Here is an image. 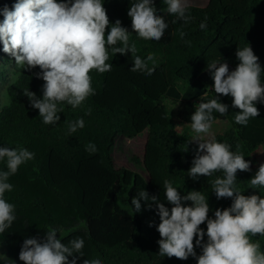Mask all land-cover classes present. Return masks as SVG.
<instances>
[{"label": "trees", "instance_id": "trees-1", "mask_svg": "<svg viewBox=\"0 0 264 264\" xmlns=\"http://www.w3.org/2000/svg\"><path fill=\"white\" fill-rule=\"evenodd\" d=\"M16 2L0 0V22L3 8L12 9ZM101 2L110 24L120 20L130 32L129 44L135 43L136 55L145 60L154 55L155 63L148 61V65L155 71L152 75L132 72L131 52L114 55L109 48L111 71L92 70L94 94L75 109L58 104L63 111L56 124H44L39 110L24 95L28 90L42 97L44 81L36 75L39 67L17 72L7 87L8 102L0 108V147H23L35 155L9 177L13 190L4 198L14 205L16 219L0 233V264H24L19 259L24 240L42 241L50 229H56L65 244L83 238V257L76 264L94 258L102 264H197L192 256L187 260L161 256L156 203L141 199V210L135 212L131 201L144 190L171 210L173 205L163 188L168 180L181 196L201 191L209 204V218H214L216 209L230 207L232 198L218 200L212 188L216 178L224 177L222 171L195 180L188 175L198 148L196 142H190L196 135L191 116L196 105L215 97L228 105L227 113L214 112L209 133L201 136L229 144L232 152L242 154L250 162V170H237L234 188L245 196L264 198V187L253 188L250 183L259 170L257 154L264 145V103H255L258 117H250L247 125L237 124L239 109L232 106L230 95L215 94L214 81L206 70L213 61L226 62L229 71L235 70L240 63L237 49L250 46L259 58L264 84V0H208L205 7L188 5L186 15L191 21L187 24L167 13L164 0H154L157 14L168 24L159 41L145 40L133 32L127 13L136 0ZM201 22H206V28H200ZM5 74V65H0V79ZM80 118L84 127L70 133L69 124ZM177 120L183 125L181 131ZM146 131L143 158L133 157L132 161L143 167L147 178L118 168L113 157L119 136L132 140ZM89 144L95 145V152L86 150ZM6 170V160L0 161V171ZM182 203L191 205V201ZM200 228L206 233L207 223ZM61 231L67 233L59 237ZM249 236L264 253V235ZM195 252L199 256L202 249L196 246Z\"/></svg>", "mask_w": 264, "mask_h": 264}, {"label": "clouds", "instance_id": "clouds-1", "mask_svg": "<svg viewBox=\"0 0 264 264\" xmlns=\"http://www.w3.org/2000/svg\"><path fill=\"white\" fill-rule=\"evenodd\" d=\"M164 3L168 14L185 24L191 21L183 0H164ZM2 15L0 42L3 52L14 57L20 68L39 67L41 70L36 75L44 81L42 97L28 90L24 95L31 106L39 110L44 124H56L60 120L58 113L63 109L58 104L66 103L75 109L94 94L90 72L111 71L112 64L107 63L109 48L114 55L131 52L134 59L130 71L147 75L155 71V67L148 65V61L155 63L154 55L149 54L146 60L136 55L135 43L129 44L130 32L121 26L120 20L110 24L101 0H17L12 9L3 8ZM127 15L131 18L133 32L145 40L159 41L168 27L163 16L157 14L154 0H136ZM109 25L110 31H107ZM206 26V22H201V29ZM180 35L185 34L181 32ZM118 43L122 46L117 47ZM235 55L240 62L235 70L229 71L226 62L217 61L208 63L206 70L214 81L215 94L230 95L232 106L239 109L235 122L247 125L250 117L259 116L255 103H264L262 68L250 46L238 48ZM227 110L228 105L216 97L195 106L190 126L196 135L190 142H196L198 148L188 175L195 180L222 171L224 177L216 178L212 188L218 200L232 198L230 207L216 209L214 218H209V204L201 191L193 190L181 196L168 180L164 181L163 188L168 203L173 205L171 210L159 203L156 196L149 197L144 190L132 198L135 212L141 210V199L156 203L160 219L157 231L161 237L157 243L161 256L180 260L192 256L197 264H264L259 243L251 242L249 236L264 235V198L245 196L234 188L237 170L249 171L250 162L242 154L232 152L229 144L217 142L214 138L205 140L201 136L209 133L215 119L213 113L224 115ZM83 127L84 120L80 118L69 124V132L74 133ZM86 150L95 152L96 147L89 144ZM34 155L23 147H0V161L6 160L7 168L0 171V233L16 219L14 205L4 198L6 192L13 190L9 177ZM250 183L253 188L264 187V164L259 166ZM183 201H191V205L184 206ZM205 222L206 233L200 228ZM205 235L207 242H204ZM196 246L202 249L199 256L195 252ZM83 247V238L65 244L57 237V230L50 229L42 241L25 239L19 259L24 264H76L77 259L83 257ZM83 264L102 262L98 258L84 259Z\"/></svg>", "mask_w": 264, "mask_h": 264}, {"label": "rangeland", "instance_id": "rangeland-1", "mask_svg": "<svg viewBox=\"0 0 264 264\" xmlns=\"http://www.w3.org/2000/svg\"><path fill=\"white\" fill-rule=\"evenodd\" d=\"M186 6L193 5L198 7L206 6L208 0H183ZM0 65H5V77L4 79H0V108L7 104V87L17 78V72L20 71V67L16 65L14 57L9 56L8 54L3 52V44L0 46ZM222 123L221 119L217 126ZM224 123V122H223ZM178 129L181 131L183 129V125L181 122L177 120ZM148 137V132L139 135L138 137L130 140L119 136L116 141V145L113 149V157L115 159L116 165L118 168H127L134 172H137L147 178V175L140 164L134 163L132 161L133 157H137L139 159L143 158L144 149L146 145ZM257 166L259 167L261 164H264V145L258 151L257 154ZM67 231L59 232V237L65 235Z\"/></svg>", "mask_w": 264, "mask_h": 264}, {"label": "crops", "instance_id": "crops-1", "mask_svg": "<svg viewBox=\"0 0 264 264\" xmlns=\"http://www.w3.org/2000/svg\"><path fill=\"white\" fill-rule=\"evenodd\" d=\"M208 3V2H207ZM207 5V4H206ZM205 7V6H204Z\"/></svg>", "mask_w": 264, "mask_h": 264}]
</instances>
